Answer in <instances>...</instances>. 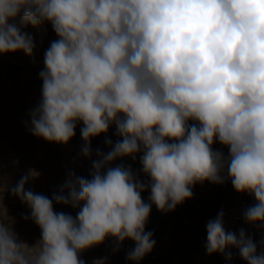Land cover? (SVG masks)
I'll list each match as a JSON object with an SVG mask.
<instances>
[{"label":"clouds","instance_id":"clouds-1","mask_svg":"<svg viewBox=\"0 0 264 264\" xmlns=\"http://www.w3.org/2000/svg\"><path fill=\"white\" fill-rule=\"evenodd\" d=\"M46 24L57 39L25 127L67 145L80 126L91 169L69 170L51 197L28 187L40 175L32 169L0 183V200L18 198L41 233L29 244L0 216V264H87L83 253L108 240L112 254L132 241L126 260L140 264L156 244L146 231L153 206L172 212L204 182L252 197L243 219L264 230V0H0V56L31 57L24 28ZM101 135L107 150L94 151ZM224 215L206 223V253L231 261L235 249L264 264V250L243 228L226 230Z\"/></svg>","mask_w":264,"mask_h":264},{"label":"rangeland","instance_id":"rangeland-1","mask_svg":"<svg viewBox=\"0 0 264 264\" xmlns=\"http://www.w3.org/2000/svg\"><path fill=\"white\" fill-rule=\"evenodd\" d=\"M24 30L34 39L33 55L30 57L16 52L0 56V164L5 177L0 183L6 188L10 180L11 184H15L23 173L32 169L40 175L28 187L51 197L69 170L88 176L91 161L80 154L83 143L80 126L67 145L48 143L27 131L25 122L29 120V111L40 100L42 81L39 73L44 67V51L57 37L48 24L39 28L28 25ZM113 133L114 129H110L108 135L115 140ZM103 141V135L93 138V150L101 148L106 151ZM214 148L222 146L216 143ZM223 150L227 152L226 148ZM123 163L132 164L134 169L140 167L138 161L133 163L130 159H125ZM3 196L0 216L14 218L13 227L20 238L35 244L40 239V229L31 219L22 218L23 215H30L29 209L6 191ZM143 197L147 201L148 193H144ZM252 203V197L237 193L229 181L224 185L197 184L193 189V198L178 205L172 212L162 213L153 206L146 231L153 233L156 244L140 264H246L235 249L230 250L233 253L231 261L219 253H206V223L223 210L226 230L238 233L243 228L257 243L258 251L264 250L260 247L261 241H264V230L245 223L243 219L244 210ZM55 210L75 215L70 207L55 206ZM112 243L108 240L83 253L82 258L87 264L104 256H108V264H130L125 254L134 246L133 242L125 241L117 254H112Z\"/></svg>","mask_w":264,"mask_h":264}]
</instances>
